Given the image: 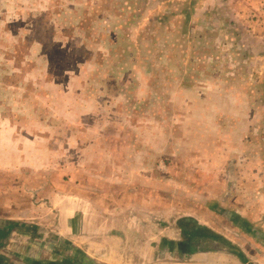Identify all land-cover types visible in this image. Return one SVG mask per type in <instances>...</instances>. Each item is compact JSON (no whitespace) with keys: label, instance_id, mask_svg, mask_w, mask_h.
<instances>
[{"label":"rangeland","instance_id":"374dc122","mask_svg":"<svg viewBox=\"0 0 264 264\" xmlns=\"http://www.w3.org/2000/svg\"><path fill=\"white\" fill-rule=\"evenodd\" d=\"M157 2L0 0V139L19 150L9 162L23 160L1 173L0 194L20 188L23 206L50 203L39 215L55 221L68 185L77 218L74 197L87 189L78 179L92 169L77 163L89 144L119 188L135 168L121 160L146 155L149 173L165 178L164 214L99 213L116 230L92 242L122 254L124 239L175 236L177 215L197 199L228 220L222 232L233 243L208 229L213 247L247 259L254 250L240 248L243 236L264 244V0ZM181 220L185 237L204 234Z\"/></svg>","mask_w":264,"mask_h":264},{"label":"crops","instance_id":"0c3cea01","mask_svg":"<svg viewBox=\"0 0 264 264\" xmlns=\"http://www.w3.org/2000/svg\"><path fill=\"white\" fill-rule=\"evenodd\" d=\"M206 2L204 1L202 5L205 6ZM202 18L204 17L202 16ZM236 22L239 21L236 19ZM218 97L223 98L224 96L218 95ZM188 107L191 108L192 105L189 104ZM5 132L3 127L0 128V135H4ZM1 140L3 139H0V175L3 171L8 170L6 166L21 165L23 162L20 157L17 163L14 161L9 162L8 155L16 149L15 143L14 145L9 144L10 142L5 144L4 142L1 143ZM89 145L87 148L89 150L87 161L83 163L78 161L77 163L81 168L92 167L87 171V174H83L82 178L78 179V186L82 187L80 185L82 180L88 186L84 185V188H87L83 191L86 195L83 193L82 197H74L78 200L76 210L82 213L77 218L74 217L73 213L75 206L69 202L68 191L71 190H69L68 185L66 187L64 185V189H62L65 193L62 195L64 203L60 206V218L62 219H55V221L47 217L48 214L39 215L44 210L54 208V206L51 207L50 203L49 206L45 205L44 208L40 207L43 204L36 206L31 202L30 207L23 206V202H21L23 194L20 193V188L10 194L8 193V196L0 194V264H264V244L260 240H255L254 236H247L246 238L245 235L243 236L244 241H239L240 248L242 246L254 250L252 254L246 255L247 259L226 249H216L215 246L196 248L189 254L183 253L180 249L182 243L180 237L182 235L180 232L181 219L193 223L196 228L204 232V235H210L208 233L209 229L229 241L222 232V229L227 227L228 224L226 218L222 217L226 222L221 218V216H224L223 211L217 208L215 210L211 207L208 208V202L203 203L202 200L197 199L192 202V205L183 209L185 212L177 215L176 224L179 225V228L175 236L165 237V235H162V237H156V239L151 236L144 239L136 237L129 240L124 239L126 253L122 254L117 252L118 245L116 243L109 244L112 247H106L102 241L100 243L92 242L98 236H103L102 232L107 231L109 234H114V230H116L113 224L102 225L94 219L99 213L111 214L115 213L114 210L124 207L140 214L151 212L164 214L165 178L163 174L158 172L156 174L149 173L150 163L145 157L146 155L144 157L140 155V158H120L123 165L135 168L126 169L128 172L124 176V181H119L123 186L119 188L117 187V178L114 176L110 178L111 172L116 173V169L111 170L105 167L102 170L101 158L96 159L95 156L96 149L99 146L94 143ZM16 150L19 152L18 149ZM161 150L163 153V147L162 149L160 147L156 148L157 155ZM116 160L118 159L115 158L113 164L109 162L103 163V165L116 166L118 165ZM27 162L26 164H29V161ZM207 165L208 163H206ZM97 169L99 175L103 171L106 175H109L102 179L101 176H97L98 174L95 172ZM6 177L13 178L12 181L14 182H19L16 180L19 175L14 173H8ZM175 182L174 180L172 190L179 192L181 186ZM91 183L92 187H90ZM100 183L103 185H100ZM105 183L107 186H104ZM116 190L122 193L118 195ZM25 198L23 201H27L28 198H30L28 201L32 200L31 196L25 195ZM116 198L121 199V202ZM197 201H199V204ZM99 203H102V205L100 206ZM100 207L102 210H100ZM175 208H177L176 211H181V207L177 204H174L172 209L175 210ZM89 211H92L93 220L86 217ZM47 218H49L48 221ZM216 220L222 222L221 227L217 228L214 225ZM133 223L140 224L137 220Z\"/></svg>","mask_w":264,"mask_h":264},{"label":"flooded vegetation","instance_id":"af4514ba","mask_svg":"<svg viewBox=\"0 0 264 264\" xmlns=\"http://www.w3.org/2000/svg\"><path fill=\"white\" fill-rule=\"evenodd\" d=\"M181 251L183 253H191L192 250L198 249V248H208L209 246L212 247L214 237H207L208 235L200 234V233H194L193 236L185 237V233L181 232Z\"/></svg>","mask_w":264,"mask_h":264}]
</instances>
